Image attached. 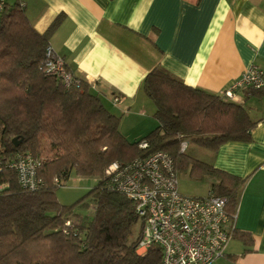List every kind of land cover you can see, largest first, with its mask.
<instances>
[{
	"label": "trees",
	"instance_id": "1",
	"mask_svg": "<svg viewBox=\"0 0 264 264\" xmlns=\"http://www.w3.org/2000/svg\"><path fill=\"white\" fill-rule=\"evenodd\" d=\"M60 23L57 18L39 33L17 1L8 3L2 14L0 157L9 160L28 151L45 160L38 170L37 190L21 187L14 170L0 177L9 184L0 195V264H159V246L137 253L143 222L134 201L109 188L107 167L165 151L177 170L191 167L192 174L216 177L211 192L225 197L233 214L246 178L187 156L180 144L188 139L217 151L229 141L249 142L259 121L243 105L189 86L157 66L142 87L156 106L159 124L130 141L120 130L121 117L106 108L87 81L67 88L44 73L46 49ZM252 94L263 96L264 87L252 89ZM144 140L147 148L139 146ZM49 152L53 155L42 157ZM73 173L95 177L98 183L76 202L63 204L57 190ZM79 208L92 214L84 215ZM67 219L72 227L66 228ZM234 237L246 245L252 242L247 231L236 229Z\"/></svg>",
	"mask_w": 264,
	"mask_h": 264
},
{
	"label": "crops",
	"instance_id": "2",
	"mask_svg": "<svg viewBox=\"0 0 264 264\" xmlns=\"http://www.w3.org/2000/svg\"><path fill=\"white\" fill-rule=\"evenodd\" d=\"M24 1L39 33L61 18L50 44L106 108L121 117L120 130L130 141L159 124L156 106L142 87L155 67L224 98L249 66L264 70V0ZM235 96L232 101L259 121L252 140L229 141L217 151L192 143L190 151L199 153L200 161L246 178L237 229L249 232L252 242L246 245L234 237L226 256L211 264H264V95L235 89Z\"/></svg>",
	"mask_w": 264,
	"mask_h": 264
},
{
	"label": "built area",
	"instance_id": "3",
	"mask_svg": "<svg viewBox=\"0 0 264 264\" xmlns=\"http://www.w3.org/2000/svg\"><path fill=\"white\" fill-rule=\"evenodd\" d=\"M11 0H0V25L3 11ZM25 7L24 0H16ZM46 75L54 76L67 88L82 84L83 78L69 68L64 56L49 43L42 66ZM264 87V70L249 66L242 76L225 91L235 100V89L252 90ZM115 104L121 102L116 96ZM147 148L144 140L139 145ZM189 140L183 139L180 152L185 153ZM45 159L31 152H20L12 159L0 157V177L6 170H14L21 187L34 191L41 181L38 170ZM109 188L125 194L134 201L136 213L143 222L136 251L143 255L153 245L161 249L159 264H211L225 257L230 241L237 229V214L227 210V199L210 192L206 196H188L179 189L178 170L173 157L157 151L147 157L130 162L114 161L106 169ZM0 180V195L8 187ZM66 228L73 226L67 219ZM66 231V230H65Z\"/></svg>",
	"mask_w": 264,
	"mask_h": 264
},
{
	"label": "rangeland",
	"instance_id": "4",
	"mask_svg": "<svg viewBox=\"0 0 264 264\" xmlns=\"http://www.w3.org/2000/svg\"><path fill=\"white\" fill-rule=\"evenodd\" d=\"M192 142L189 141V149L185 154L189 157L196 159L199 153L196 151H190ZM198 154V155H197ZM53 155V152L43 154L42 157L48 158ZM179 176V189L188 196H206L212 191L213 184L217 181L216 177L205 175L199 176L192 174L191 167L178 170ZM98 181L95 177L80 178L77 174L73 173L71 177L64 182L57 190V196L61 203L72 204L86 194L91 188L97 185ZM78 212L84 215H91L92 210L87 208H79ZM139 230V224L134 228V234L136 235ZM232 243L230 244V246ZM230 249V248H229Z\"/></svg>",
	"mask_w": 264,
	"mask_h": 264
},
{
	"label": "water",
	"instance_id": "5",
	"mask_svg": "<svg viewBox=\"0 0 264 264\" xmlns=\"http://www.w3.org/2000/svg\"><path fill=\"white\" fill-rule=\"evenodd\" d=\"M17 141V139L16 138H14L13 139V142L15 143V145L17 146L18 144H19V142H16Z\"/></svg>",
	"mask_w": 264,
	"mask_h": 264
}]
</instances>
